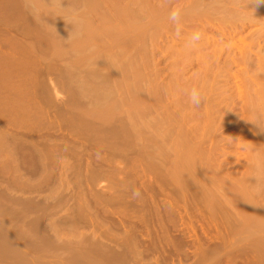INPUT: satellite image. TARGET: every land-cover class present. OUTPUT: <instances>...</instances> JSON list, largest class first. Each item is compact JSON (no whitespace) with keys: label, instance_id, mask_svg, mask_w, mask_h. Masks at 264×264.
Here are the masks:
<instances>
[{"label":"rangeland","instance_id":"1","mask_svg":"<svg viewBox=\"0 0 264 264\" xmlns=\"http://www.w3.org/2000/svg\"><path fill=\"white\" fill-rule=\"evenodd\" d=\"M23 1L0 0V264H264V3Z\"/></svg>","mask_w":264,"mask_h":264},{"label":"bare ground","instance_id":"2","mask_svg":"<svg viewBox=\"0 0 264 264\" xmlns=\"http://www.w3.org/2000/svg\"><path fill=\"white\" fill-rule=\"evenodd\" d=\"M25 1V0H24ZM24 1H23V3H24ZM37 1V0H36ZM42 1V0H41ZM86 1V0H85ZM147 1V0H146ZM150 1V0H149ZM199 1V0H198ZM198 1H197V4H198ZM204 1V0H203ZM14 2V1H13ZM26 2H32V3H35V0H26ZM48 2V1H47ZM54 2V1H53ZM90 2V1H89ZM214 2H215V0H214ZM214 2H212V3H214ZM1 3V2H0ZM6 3V2H5ZM31 3V4H32ZM38 3H40V1L38 2ZM55 3H56V1H55ZM96 3V2H95ZM193 3V2H192ZM223 3V2H222ZM15 4V3H14ZM37 4V3H36ZM50 4V3H49ZM51 4H52V1H51ZM57 4V3H56ZM148 4V3H147ZM146 4V5H147ZM164 4H165V2H164ZM209 4V3H208ZM17 5V4H16ZM19 5V4H18ZM55 5V4H54ZM96 5H98V3L96 4ZM212 5V4H211ZM218 5V4H217ZM3 7H5L4 6V4L2 5ZM19 6H21V5H19ZM18 6V7H19ZM26 6V5H25ZM38 6V5H37ZM93 6V5H92ZM161 6V5H160ZM227 6V5H226ZM13 7V6H12ZM41 7V6H40ZM59 7V6H58ZM151 7H152V5H151ZM155 7V6H154ZM158 7V6H157ZM9 8H10V6H9ZM26 8V7H25ZM125 9V8H124ZM243 9H245V8H243ZM0 10H1V7H0ZM4 10H5V8H4ZM7 10V9H6ZM128 10V9H127ZM236 10V9H235ZM241 11V10H240ZM39 12H40V10H39ZM125 12V15H127L128 16V14H126V9H125V11L123 10L121 13H124ZM129 12V11H128ZM238 12V11H237ZM242 12V11H241ZM258 12V11H257ZM244 13V12H243ZM131 14V13H130ZM251 14V13H250ZM112 15V14H111ZM123 16H124V14H123ZM251 16V15H250ZM109 17H111V16H109ZM118 17V16H117ZM127 18V17H126ZM252 18V17H251ZM254 18V17H253ZM24 18H22V20H23ZM29 19V18H28ZM30 19H31V17H30ZM118 19V18H117ZM117 19H115L116 21H117ZM120 19V18H119ZM123 19V18H122ZM124 19H125V17H124ZM131 19H132V17H131ZM250 19V18H249ZM101 20H103V19H101ZM130 20V19H129ZM32 21V20H31ZM31 21H30V23H31ZM107 21V20H106ZM122 21V20H121ZM125 21H126V19H125ZM245 21V20H244ZM252 21V20H251ZM23 22H24V20H23ZM34 22V21H33ZM36 22V21H35ZM38 22V21H37ZM120 22V21H119ZM130 22H132V20L130 21ZM248 22V21H247ZM26 23V22H25ZM102 23V22H101ZM106 23V22H105ZM112 23V22H111ZM110 22H109V24H111ZM124 23V22H123ZM245 23V22H244ZM29 24V23H28ZM75 24V23H74ZM78 24V23H77ZM82 24H83V22H82ZM116 24H119V23H116ZM120 24H122V23H120ZM120 24H119V28H120ZM24 25V24H23ZM37 25V24H36ZM90 25V24H89ZM123 25V24H122ZM86 26V25H85ZM91 26V25H90ZM102 26H104V25H102ZM117 26V25H116ZM28 27V26H27ZM83 27H84V24H83ZM87 27V26H86ZM94 27H96V26H94ZM94 27H93V29H94ZM125 27V26H124ZM30 28V27H29ZM33 28V27H32ZM98 28V27H97ZM100 28H101V26H100ZM114 28H115V23H114ZM117 28V27H116ZM74 29H75V26H74ZM81 29V28H80ZM93 29H92V31H93ZM99 29V28H98ZM103 29V28H102ZM104 29H107L105 26H104ZM126 29H128V26H127V28ZM27 30V29H26ZM100 30V29H99ZM112 30H114V32H115V29H113L112 28ZM122 30V29H121ZM121 30H119V31H121ZM124 30V29H123ZM122 30V31H123ZM32 31V30H31ZM37 31V30H36ZM35 31V32H36ZM83 31V30H82ZM86 31V30H85ZM117 31H118V29H117ZM125 31V30H124ZM27 32V31H26ZM38 32H39V30H38ZM41 32H42V30H41ZM95 32H97V31H95ZM99 32V31H98ZM101 32V31H100ZM37 33V32H36ZM43 33V32H42ZM49 33V32H48ZM71 33V32H70ZM74 33V32H73ZM76 33V32H75ZM74 33V34H75ZM111 33H113V31L111 32ZM119 33V32H118ZM125 33V32H124ZM128 33V32H127ZM126 33V34H127ZM32 34H33V32H32ZM51 34V33H50ZM78 34V33H77ZM98 34V33H97ZM96 34V35H97ZM105 34V33H104ZM120 34H122V33H120ZM134 34V33H133ZM139 34V33H138ZM44 35V34H43ZM82 35V34H81ZM84 36L82 37V38H84L83 40L79 37V40H82L81 42H82V44H86L87 42L89 43V42H93V40L97 37L93 32H91V28H90V30L88 31V28H87V31L83 34ZM106 35H108V34H106ZM112 35H114V33L112 34ZM37 36H38V34H37ZM40 36V35H39ZM52 36H53V34H52ZM101 36H102V34H101ZM125 36V35H124ZM127 36V35H126ZM138 36V35H137ZM47 37V36H46ZM65 37V36H64ZM112 37V36H111ZM114 37V36H113ZM129 37V36H128ZM139 37L140 36H138V39H139ZM141 37H143V36H141ZM49 38V37H48ZM98 38V37H97ZM116 39H117V37H115ZM121 38V37H120ZM119 38V41L121 42V39ZM125 38V37H124ZM55 39V38H54ZM99 39H100V37H99ZM98 39V40H99ZM102 39H103V37H102ZM107 39V38H106ZM113 39V38H112ZM116 39H114V41L116 40ZM97 42H98V40L97 39H95ZM94 40V43L96 42ZM135 40V39H134ZM49 40H47V42H48ZM77 41H78V38H77ZM113 41V42H114ZM124 41H126V38L124 39ZM124 41H122V42H124ZM50 42H51V40H50ZM109 42H111V40L109 41ZM116 42H117V40H116ZM79 43V44H78ZM78 43H75L77 46H79V48H80V50L79 51H82L83 50V45L81 44V46L82 47H80V42H78ZM126 43V42H125ZM138 43H139V41H138ZM97 44V43H96ZM89 45H91V44H89ZM89 45L87 46V47H89ZM95 45V44H94ZM103 45V44H102ZM117 45H119V42L117 43ZM125 45H127V44H125ZM124 45V46H125ZM131 44L129 43L128 44V46H130ZM134 45V44H133ZM75 47V48H78V47ZM73 47H74V45H73ZM85 47V46H84ZM92 47H93V45H92ZM92 47H91V49H92ZM109 47V46H108ZM110 47H111V45H110ZM78 48V49H79ZM99 48V47H98ZM101 48V47H100ZM112 48H114V46L112 45ZM118 48V47H117ZM128 48V47H127ZM134 48H135V45H134ZM74 49V48H73ZM78 49H75V50H78ZM86 49V48H85ZM85 49H84V52H85ZM95 49H96V46H95ZM125 49V48H124ZM107 50H109V49H107ZM110 51V50H109ZM130 51V50H129ZM98 52H99V50H98ZM116 52H118L117 50H116ZM120 52H121V50H120ZM78 53V52H77ZM123 53V52H122ZM128 53V52H127ZM120 54H118V56H119ZM114 57V56H113ZM115 60V59H114ZM192 145V144H191ZM196 147V146H195ZM191 148H193V147H191ZM183 152H185V151H183ZM181 156H182V154H181ZM187 156V155H186ZM185 157V156H184ZM189 157V156H188ZM190 158V157H189ZM186 159V158H185ZM188 159V158H187ZM191 161H193V160H191ZM195 161V160H194ZM185 163V162H184ZM189 163V162H188ZM186 164H187V162H186ZM190 164V163H189ZM192 164V163H191ZM182 166V165H181ZM187 166V165H186ZM193 166H194V164H193ZM177 168V167H176ZM194 168V167H193ZM184 169V168H183ZM182 171V170H181ZM185 171V170H184ZM239 191H241V190H239ZM235 195V194H234ZM239 195H240V192H239ZM245 196V194H241L240 196H237V197H240L239 199H241L242 198V201H243V205L245 204L244 203V201L246 200H244V198H243V196ZM238 199V200H239ZM231 200H232V197H231ZM233 201V200H232ZM234 201H236L237 202V199L236 200H234ZM242 201L240 200L239 202H241V204H242ZM238 202V203H239ZM246 203H247V200H246ZM236 204V203H235ZM237 206H239L238 204H236ZM243 205H242V207H243ZM245 207V206H244ZM243 207V208H244ZM239 208H241V207H239ZM263 214V213H262ZM261 217V220L264 222V219H262V216H260ZM250 219V218H249ZM251 220V219H250ZM255 220H257V218L255 219ZM258 220H259V217H258ZM261 220H259V223H260V225H261V223H262V221ZM258 222V221H257ZM263 224V223H262ZM249 225H251V224H249ZM257 225H259V224H257ZM262 226V225H261ZM263 226H264V224H263ZM259 228V227H258ZM248 230H249V228H247ZM261 229V228H260ZM262 231H263V228H262Z\"/></svg>","mask_w":264,"mask_h":264},{"label":"clouds","instance_id":"3","mask_svg":"<svg viewBox=\"0 0 264 264\" xmlns=\"http://www.w3.org/2000/svg\"><path fill=\"white\" fill-rule=\"evenodd\" d=\"M258 3H264V0H258ZM182 15V10L180 8H173L169 13V20L173 23H178ZM177 35H179V32H177ZM202 33L199 30H196L192 37H190L189 44H191L193 41L199 40ZM189 101L194 106H199L203 101V94L201 90L198 87H193L188 92Z\"/></svg>","mask_w":264,"mask_h":264}]
</instances>
